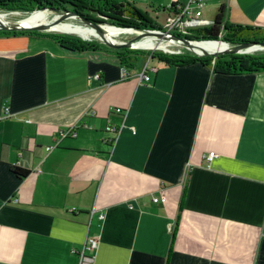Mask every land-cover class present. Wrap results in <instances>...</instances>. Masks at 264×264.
I'll list each match as a JSON object with an SVG mask.
<instances>
[{"label":"crops","instance_id":"obj_1","mask_svg":"<svg viewBox=\"0 0 264 264\" xmlns=\"http://www.w3.org/2000/svg\"><path fill=\"white\" fill-rule=\"evenodd\" d=\"M207 2L208 25L223 6L264 29V0ZM103 44L0 37V264H80L91 236L94 264H264V71L157 59L144 82L140 59L123 80Z\"/></svg>","mask_w":264,"mask_h":264},{"label":"trees","instance_id":"obj_2","mask_svg":"<svg viewBox=\"0 0 264 264\" xmlns=\"http://www.w3.org/2000/svg\"><path fill=\"white\" fill-rule=\"evenodd\" d=\"M178 3H173L168 10L174 8ZM94 9L103 14L106 20H97L101 23L110 24L119 28H133L141 30H161L162 26L151 21L146 13L137 5L129 0H0V11H23L26 13H34L41 11H59L61 13H71L75 16L84 17L80 14V9ZM72 9V10H71ZM167 10V9H165ZM101 11V12H100ZM85 18V17H84ZM88 19V18H86ZM90 22L96 23L95 20ZM131 21V22H130ZM57 27H61L58 25ZM57 29L62 32H71L65 29L76 30L73 33H78L86 38L87 31L85 28L77 27H61ZM82 29V31H79ZM7 36H32L39 38H49L58 43L62 48L72 52H89L96 51L100 44L91 42L87 39L82 40L68 35L58 33H45L37 30H4L0 29V37ZM181 38L189 40H221L229 45H238L250 42H264V29L228 26L226 24L225 8L222 6L211 25L197 28L190 35L177 34ZM117 52V57L120 63L127 69H136L137 63L142 58L151 56L152 59H158L168 65H182L194 62H201L204 65L210 66L215 72L219 73H251L264 71V56L242 55V54H227L220 56H183L178 54H164L158 51H143L140 49L120 48ZM130 72V71H129ZM15 173L18 177L24 178L28 176L29 171L16 168Z\"/></svg>","mask_w":264,"mask_h":264},{"label":"rangeland","instance_id":"obj_3","mask_svg":"<svg viewBox=\"0 0 264 264\" xmlns=\"http://www.w3.org/2000/svg\"><path fill=\"white\" fill-rule=\"evenodd\" d=\"M72 10V9H71ZM142 11H144L147 15V17L157 23L162 25L166 19L167 14L166 13H162L160 8L157 7H150L148 9H141ZM101 12V11H100ZM38 13V12H37ZM44 15V18L41 20H39V22H36L40 25H46L48 26V28H44L43 31L40 32H45V33H58V34H62V35H68V36H72L74 38H79L82 40H89L91 42H96L99 43L100 46L96 51H100L105 49V45L100 42V38L101 36H104L105 38L109 39L110 38H116L117 41H131V40H135L137 39L138 34L135 32H125V31H119V30H111L108 28H104L102 32H97L99 34V39L96 38L95 34H91L89 33L88 29H90L91 27L89 26L90 22L88 19L90 20H95L96 24L98 25H102V27H104V25H106V23H101L97 20H106L105 16L101 13H99L98 11H95L94 9H90V10H84V9H80V14H82L85 19V21L81 18H74V17H67L66 19H62V15L57 14L55 11H49V10H44L39 12V14ZM33 13L29 14L23 11H8V10H1L0 11V19L3 20L4 22H16V21H26L27 18L29 16H31ZM131 22V21H130ZM91 23V22H90ZM58 25H61V27H71V26H78L81 28H85L87 30V34L85 35L86 38L82 37L81 35H79L78 33H73V32H62V31H58L55 30L54 28ZM110 25V24H107ZM112 26V25H110ZM95 30V29H94ZM76 31V30H75ZM144 38H140L137 39L136 42H141L143 41ZM110 40V39H109ZM159 40V39H158ZM157 41V40H156ZM155 41V42H156ZM195 41V39L193 40ZM204 42L206 40H203ZM137 49L143 50V51H158L164 54H178V55H183V56H193L194 53H192L190 50H188L187 48L175 44V43H171L169 42V47H168V51L162 49V48H158V47H150V48H143V47H137ZM243 52L239 53L242 55H246V54H250V55H255V56H264V45H254L248 48H245L242 50ZM146 58H142V63H145ZM150 62L154 63L157 62V59H151Z\"/></svg>","mask_w":264,"mask_h":264},{"label":"built area","instance_id":"obj_4","mask_svg":"<svg viewBox=\"0 0 264 264\" xmlns=\"http://www.w3.org/2000/svg\"><path fill=\"white\" fill-rule=\"evenodd\" d=\"M207 0H186L185 3H178L174 8L169 10L164 23L161 25L162 29L158 30L161 32H169L170 34L177 35H190L194 29L202 28L208 26V22L202 18L203 11L207 7ZM170 8V7H169ZM157 31V30H156ZM164 41V40H162ZM170 42V41H165ZM233 46V45H230ZM151 56H148L142 68L139 71L138 77L141 81L150 82L151 76L149 72L156 71V67L150 64ZM131 76V73L127 67H121V78L123 80L128 79ZM117 113H123L121 108H115ZM120 127L116 125H108L106 131L114 134V137L107 139L106 143L112 144L115 141V137L119 132ZM52 147H48L47 150H51ZM217 157L215 152H210L205 156V161L207 165L210 166L211 162ZM166 197H156L152 198L153 202H165ZM104 215H101L103 218ZM98 247V238L91 236L88 238L86 244L78 252L80 257V264H94V253Z\"/></svg>","mask_w":264,"mask_h":264},{"label":"water","instance_id":"obj_5","mask_svg":"<svg viewBox=\"0 0 264 264\" xmlns=\"http://www.w3.org/2000/svg\"><path fill=\"white\" fill-rule=\"evenodd\" d=\"M57 14L62 15V19H66L67 17H76V18H81L84 21L86 20L84 17H80V16H75L71 13H61L59 11H55ZM89 26L92 29H95L97 32H102L104 27H102V25H98L96 23L93 22H88ZM48 28V26L46 25H40V24H27L24 23V21H16V22H4L3 20L0 19V29H4V30H37V31H43L44 28ZM115 28H118L120 30H126V31H132L138 34L137 39L140 38H145L147 36H152V37H156L160 40H164V41H170V42H174L178 45H181L185 48H187L188 50H190L192 53H194L197 56H208V55H213L215 57L220 56V55H227V54H239L241 52H243L242 50L251 46H254L256 44L258 45H264V42H250V43H242V44H238V45H233L230 46L228 43L223 42L221 40H206L205 42H221L226 44V46L217 51V52H208L206 51L204 48H201L200 46H197V43H201L204 41H193V40H189L186 38H181L177 35H173L170 34L169 32H161V31H156V30H141V29H133V28H119L116 26H113ZM131 40V41H127L125 43H121L119 45L115 44L114 42H111L109 39L105 38L104 36H101L100 38V42L105 43L111 47L114 48H136L134 46V44L136 43V40ZM201 48L202 52L199 53L197 52L195 49L196 48Z\"/></svg>","mask_w":264,"mask_h":264},{"label":"bare ground","instance_id":"obj_6","mask_svg":"<svg viewBox=\"0 0 264 264\" xmlns=\"http://www.w3.org/2000/svg\"><path fill=\"white\" fill-rule=\"evenodd\" d=\"M44 18V15H42L41 13L39 14V12H34L31 16H29L27 18L26 21H24V23H27V24H38L36 22H41V20ZM104 28H108V29H111V30H119V31H125L127 32L126 30H120L118 28H115L113 26H110V25H104ZM55 30L57 29H63L64 28H61V27H55L54 28ZM65 30H68V31H75V30H71V29H65ZM79 31H82V29H80ZM89 33L91 34H95L96 35V38L99 39V34L96 32V30L90 28L88 29ZM128 32H132V31H128ZM110 40H113L112 38L108 37ZM157 40V41H156ZM114 41V40H113ZM156 41V42H155ZM171 43H174V42H171ZM176 44V43H175ZM134 46L137 48V47H143V48H150V47H158V48H162L166 51H168V47H169V42H165V41H162V40H158V38L156 37H152V36H147L143 39V41L141 42H136L134 44ZM197 46H200L201 48H204L206 51L208 52H217L221 49H223L226 44L224 43H221V42H201V43H197ZM196 48L195 50L199 53L202 52V49L201 48Z\"/></svg>","mask_w":264,"mask_h":264}]
</instances>
